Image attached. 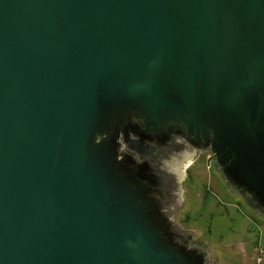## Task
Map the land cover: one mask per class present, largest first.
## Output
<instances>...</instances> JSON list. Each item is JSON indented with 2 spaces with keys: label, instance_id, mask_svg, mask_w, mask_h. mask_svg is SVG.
Masks as SVG:
<instances>
[{
  "label": "water",
  "instance_id": "95a60500",
  "mask_svg": "<svg viewBox=\"0 0 264 264\" xmlns=\"http://www.w3.org/2000/svg\"><path fill=\"white\" fill-rule=\"evenodd\" d=\"M202 154L264 219V0H0V264H216Z\"/></svg>",
  "mask_w": 264,
  "mask_h": 264
},
{
  "label": "rangeland",
  "instance_id": "374dc122",
  "mask_svg": "<svg viewBox=\"0 0 264 264\" xmlns=\"http://www.w3.org/2000/svg\"><path fill=\"white\" fill-rule=\"evenodd\" d=\"M184 190L175 221L193 232L194 243L203 242L216 264H264V219L230 189L208 155L186 170Z\"/></svg>",
  "mask_w": 264,
  "mask_h": 264
},
{
  "label": "flooded vegetation",
  "instance_id": "af4514ba",
  "mask_svg": "<svg viewBox=\"0 0 264 264\" xmlns=\"http://www.w3.org/2000/svg\"><path fill=\"white\" fill-rule=\"evenodd\" d=\"M208 157H209V160H210V161H214V159H213L212 157H210V155H208ZM193 243H194V242H193ZM196 244L201 245L202 243L199 242V243H196ZM203 248L205 249V246H203Z\"/></svg>",
  "mask_w": 264,
  "mask_h": 264
},
{
  "label": "bare ground",
  "instance_id": "6f19581e",
  "mask_svg": "<svg viewBox=\"0 0 264 264\" xmlns=\"http://www.w3.org/2000/svg\"><path fill=\"white\" fill-rule=\"evenodd\" d=\"M190 166H191V165H189V167H190ZM189 167H188V168H189ZM188 168H187V169H188Z\"/></svg>",
  "mask_w": 264,
  "mask_h": 264
}]
</instances>
